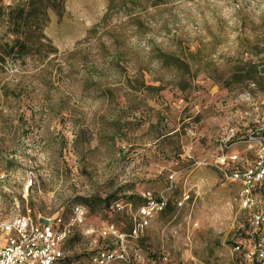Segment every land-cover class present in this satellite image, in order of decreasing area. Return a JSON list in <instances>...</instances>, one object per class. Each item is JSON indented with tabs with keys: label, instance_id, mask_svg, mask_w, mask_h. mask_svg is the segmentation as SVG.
Wrapping results in <instances>:
<instances>
[{
	"label": "rangeland",
	"instance_id": "374dc122",
	"mask_svg": "<svg viewBox=\"0 0 264 264\" xmlns=\"http://www.w3.org/2000/svg\"><path fill=\"white\" fill-rule=\"evenodd\" d=\"M59 4L47 10L39 28L51 47L43 40L37 50H10L0 25V173L13 175L5 186L9 192L1 189L0 213L14 215L15 198L20 214L29 211L35 219L60 216L68 222L72 206L85 207V225L73 227L65 243L80 260L109 244L140 257L133 264H238L233 247L248 228V214L236 201L240 183L226 180L214 157L223 150L250 162L257 148L246 137L264 134V0ZM179 44L198 50L201 69L216 68L220 83L199 72L190 92L168 87L152 99L131 100L125 83L138 69H154L152 48L175 54ZM75 51L78 64L65 65ZM84 55L88 63L81 67ZM240 55L260 73L225 89L228 59ZM111 60L117 63L107 65ZM91 67L99 88H87ZM107 88L114 90L113 101L104 94ZM118 115L122 127L108 130L103 121ZM146 194L163 195L167 205L138 239L99 237L111 224L129 234ZM186 194L189 200L179 206ZM108 196L109 209L94 204Z\"/></svg>",
	"mask_w": 264,
	"mask_h": 264
},
{
	"label": "built area",
	"instance_id": "2783aa9c",
	"mask_svg": "<svg viewBox=\"0 0 264 264\" xmlns=\"http://www.w3.org/2000/svg\"><path fill=\"white\" fill-rule=\"evenodd\" d=\"M234 136L230 132L229 139H234ZM246 141L252 142L257 148L254 160L249 162L241 154H229L222 150L221 154L214 157V163L226 180L240 183L236 201L248 214L245 235L233 247L240 256L238 264H264V134L253 132L246 137ZM225 149L228 150L226 144ZM8 171L0 173V206L4 203L1 193L3 189L9 192L5 186L13 178ZM30 185L31 181L27 188ZM144 197L146 202L133 216L129 234H119L111 224L100 230L99 237H113L121 241L124 238L138 239L149 227L153 216L162 212L167 205L163 195L152 198L146 194ZM189 197L184 195L178 205L182 206ZM19 207L20 200L15 198L11 200V208L16 213H0V264H112L117 261L133 264L140 259L137 255L128 254L123 248H113L108 244L86 260H73L66 251L65 243L73 227L85 225L88 215L85 207L77 204L72 206L68 222L60 216L35 219L29 211L21 215ZM113 209L120 212L122 206L115 203ZM88 231L94 233L95 230L90 228Z\"/></svg>",
	"mask_w": 264,
	"mask_h": 264
},
{
	"label": "trees",
	"instance_id": "16d2710c",
	"mask_svg": "<svg viewBox=\"0 0 264 264\" xmlns=\"http://www.w3.org/2000/svg\"><path fill=\"white\" fill-rule=\"evenodd\" d=\"M59 6V0H19L7 7L0 4V25L4 24L3 36L5 39V46H9L10 50L15 45H19L29 50H37L38 48L44 46L43 40H47L39 31V28L47 21V10L49 8L54 10L55 7L57 9ZM11 38L12 40L10 41ZM47 43L51 47V43L49 41H47ZM50 52L57 53V50L55 48H50ZM151 52L154 69L147 70V72H143V70L138 69L135 78L133 80H127L125 83V93L131 94V100L135 99L139 95H145L149 99H152L160 95L161 92L167 90L168 87H173L183 94L190 92L199 72H205L204 75L211 81L220 83L221 79L213 77L212 72L215 74L216 72H219L216 68L210 70V66L205 64L206 66L203 68V70L201 69L199 66L200 62L198 61V50L191 52L189 48H184L181 46V44H179V49H177L175 54L164 52L159 48H152ZM78 54H80L78 51L70 53L68 59L71 62L67 60L65 65L71 67L72 62L75 65V63H77L75 60L77 59L76 56H78ZM115 61L116 60H111V62L107 63V65H110ZM78 62L81 67L88 63L85 55L82 56ZM94 70L95 67H91V71L89 70L88 72H85L87 88L91 86L93 88H99L100 86L96 80L97 78H95L93 74ZM224 72H230L228 78L223 84V88L225 89H228L235 84L253 81L260 73L257 64L245 60L241 55L228 59L227 67ZM261 72H264V70ZM100 73H102L103 76L106 74L105 72ZM144 73H147V76L149 77V83L145 80ZM104 94L109 102L115 99L114 90L112 89L107 88ZM121 119L122 117L120 115H118L117 118L112 116L110 123L107 122L108 120H104L103 124L108 125V130H110V127H112L113 130H119L122 127L120 124ZM95 200H97L95 202L93 200L95 205L98 203L103 204L105 209H109L113 197L108 196L104 200H100L98 198ZM89 207L92 209L94 206L93 204H90ZM92 211H94V209H92ZM97 251L98 250L85 257L89 258L97 253ZM81 258L82 257L77 256L74 258L72 257L71 259L80 260Z\"/></svg>",
	"mask_w": 264,
	"mask_h": 264
}]
</instances>
